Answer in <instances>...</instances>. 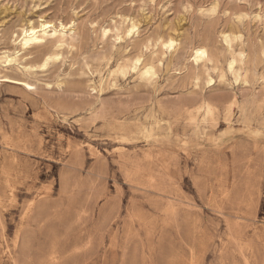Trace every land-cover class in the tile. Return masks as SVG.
Returning <instances> with one entry per match:
<instances>
[{"label": "rangeland", "instance_id": "374dc122", "mask_svg": "<svg viewBox=\"0 0 264 264\" xmlns=\"http://www.w3.org/2000/svg\"><path fill=\"white\" fill-rule=\"evenodd\" d=\"M0 264H264V0H0Z\"/></svg>", "mask_w": 264, "mask_h": 264}, {"label": "bare ground", "instance_id": "6f19581e", "mask_svg": "<svg viewBox=\"0 0 264 264\" xmlns=\"http://www.w3.org/2000/svg\"><path fill=\"white\" fill-rule=\"evenodd\" d=\"M61 30H58V28L53 25L51 22H47L44 20H41L40 23L36 26L32 23L27 26V28H22L21 35L19 36V44L22 47V49H27L31 46L41 44L47 40L48 37H58V35H65L67 31V27L64 24H60ZM134 30V26L129 30V33L131 34ZM226 41L230 44V38L228 35H225ZM162 45L166 50H172L175 48V41L173 38L168 37L167 40H163ZM208 57V53L204 48H198L194 50V60L196 63H199L200 61L206 59ZM51 59V56H49L46 59V63ZM6 61L8 63H11L12 60H9L6 58ZM140 63L139 60H137L136 65ZM235 61L231 64L234 65ZM149 71L147 72V74Z\"/></svg>", "mask_w": 264, "mask_h": 264}]
</instances>
